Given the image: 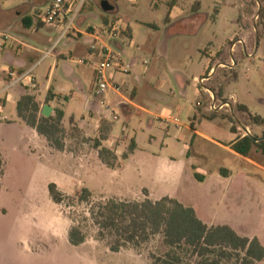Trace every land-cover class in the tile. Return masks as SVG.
<instances>
[{"label": "rangeland", "instance_id": "rangeland-1", "mask_svg": "<svg viewBox=\"0 0 264 264\" xmlns=\"http://www.w3.org/2000/svg\"><path fill=\"white\" fill-rule=\"evenodd\" d=\"M75 1L81 4V9L74 29L67 36L62 37L66 25L54 28L35 25L25 30L21 47L11 40L4 42V49H0V99H5V92L1 91L5 88L8 68L1 62L2 57L29 54L26 69L34 65L30 76L40 84L46 83L49 77L52 90L58 95V104L65 111L62 124L65 156L91 157L93 143L86 142L81 132L69 125L72 116L77 122L86 124L89 114L84 105L87 101H97L91 70L77 65V61L86 58L82 51L90 39L77 38L76 30L86 32L103 28L105 14L100 4L108 1L114 7V11L107 14L108 21L119 19L131 31L130 38L123 36L124 33L112 43L114 51L129 64L130 74L121 85L125 94L136 88L134 103L144 104L148 113L130 107L128 114L122 110L116 114L119 120L115 123V132H124L126 136L121 140L120 153L128 150L131 140L137 144L131 163L119 157L126 168L122 180L117 173L92 171L91 167L67 159L40 161L38 156H33L21 160L11 151L13 141L10 128H6L5 135L9 136L6 148L11 160L3 181L6 192L0 198V210H5L0 211V264H153L150 255H165L168 249L161 236L152 238L140 251L129 248L121 253L110 252L106 244L98 240L97 228L88 213L89 206L75 200L80 193L76 192L79 182L95 194L92 195L94 203L115 198L98 194H114L120 184L132 191L130 194L142 190L139 198L147 195L144 188L151 189L155 197H173L183 206L195 208L201 220L231 226L238 235L257 237L264 246V151L260 147L251 151L249 158L259 165L256 166L211 141L194 137L185 129L193 124L199 132L222 146H229L232 140L240 138L245 127L251 130L253 138H263L264 124H256L252 118H264V28L260 17L264 0H228V4L224 0L219 4L214 0H181L188 16L194 15L191 12L193 3L201 2L198 17L202 23L198 29L193 27V33L192 27L166 24L170 0ZM22 5L36 14L38 5L28 0H0V11L8 12ZM39 9L45 12V7ZM35 18L37 20V16ZM212 25L218 35L217 45H226L228 49L241 41L233 59L230 57L232 70L221 67L217 73L212 72V77L204 84L220 100L235 96L234 113L208 111L207 91L193 82L195 77L200 80L210 76L204 71L200 51L183 60L174 56L180 44L186 53L194 46H199V50L206 46L212 37ZM202 35L203 41H200ZM220 55V63L228 61L223 52ZM6 109L7 115L15 117L16 108L12 102ZM157 115L167 119L174 117L179 124L160 121ZM90 124L94 127L95 120ZM112 126L111 122L104 124L106 134ZM176 131L181 132L180 138L175 137ZM5 170L3 164L0 189ZM47 183L58 185L72 200H66L63 205L53 203ZM138 196L117 199L146 200H136ZM62 220L70 227L80 223L88 245L93 247L99 243L100 248L79 254L65 248L58 233ZM178 252L183 264H198L199 259L190 250ZM220 264L238 262L231 260ZM255 264H264V261Z\"/></svg>", "mask_w": 264, "mask_h": 264}, {"label": "crops", "instance_id": "crops-1", "mask_svg": "<svg viewBox=\"0 0 264 264\" xmlns=\"http://www.w3.org/2000/svg\"><path fill=\"white\" fill-rule=\"evenodd\" d=\"M219 1L220 0H214V3L219 4ZM181 2H182L181 0H170L169 9L167 12V17H166L165 22L168 26H171V27L176 26V25L183 26V27H192V30H190V31L193 33V32H195L193 27H195V29L197 27V29H198V27H200V25L202 23V21L198 17V15H199L198 13L202 8L201 2L196 1L193 3V5L191 6V12L194 13V15H189V16H188V13H186V11H185L187 9L186 6H183L181 4ZM224 2H225V4L226 3L228 4V0H224ZM34 3L36 5H38L37 9L39 7H41L42 5H44L43 0H35ZM35 17H36V14H34V12H31V8L24 6V5L16 6L15 8L11 9V11H8V12L7 11H0V39L2 40V42L0 41V49H4V47H5L4 42L8 41V40H11L15 43H18L21 47L23 44H21L20 41H23L22 38L26 35L25 30L31 29L35 25L36 26L42 25L39 22L38 18L36 20ZM212 27H213V25L210 28V30H211L210 32L212 35L211 40H208L206 42V46H203V48L201 50H199V46H194L193 50L190 53H186L183 51V49L181 47L182 44H180L177 47V50H176L175 55H174L177 59L183 60L187 56L192 57L194 55L195 51H200L202 56H203L202 61L205 63L204 71L206 72L207 75H210L211 77H212V75H211L212 72H210L211 69H212V71L214 70V73H217V71L221 67H225L229 70H232V68L234 67L233 63H232V59H233L234 53L236 52V49H235V52L232 54L230 52V48H228V49L225 48L226 45L225 46L219 45V43L217 45L218 35L214 32V29H212ZM92 31H93L92 29H90L86 32H81L79 30H76L77 38L87 37L90 39V43H91L92 39L87 34L91 33ZM123 36H127L130 38L131 31H130L129 27H127V34L125 33ZM123 36H121V37H123ZM203 36L204 35H202L201 39H199L200 41H203V39H202ZM214 41H216V44H214ZM89 44L82 51L83 52L82 54L85 55V57L87 55V50H88ZM116 45L119 46L118 43ZM221 52H223L224 56L228 58V61H226L225 63L219 62ZM28 58L30 59L29 54L22 55V57L21 56L18 57V55L16 57H12L10 54H6L2 57V61H1L4 65H7L8 68L6 69V73H5V76H6V79L4 82L5 88H3V90L1 91L2 93L5 92V99H0V155H1V158H2L3 163L5 165V169H6L5 174L3 176L2 183H1L0 198H2V196L6 192V189L3 186L4 185L3 181H4V178H5L6 173L8 171V164L10 163V160H11V158L8 156L9 153L7 152V148H6V146H7L6 141H7V138L9 137V136L5 135L6 128H10V132H11L10 135H11V139L13 141L12 142L13 147H12L11 151H12L13 155H15V156L17 155L21 160H28L33 156L34 157L38 156L37 158L40 159V161L44 160V159L52 160L53 158H56V159L60 158L61 160L67 159V160H70L72 162L75 161L76 164H78V165H81L84 167L85 166L91 167L89 169L92 171L95 169L96 171L101 172V173H104V172L106 173V171H111L112 173H117L118 176H120V178L122 180L124 177L123 173L125 172L126 168L123 166L121 161H128L131 163L130 160H131V157L134 156V153L137 149V144L134 140H131V142L127 148L128 150H126V152L120 153L119 150H120L121 145L123 144V141H121V140L126 139V136H125L124 132H121L119 134L115 132V123L117 121L111 122V123H113L112 129L110 130L109 134H104V136L106 137V140L101 142L102 147L111 151V153L114 156L113 167H108L99 158L98 150H96L94 148V145H93L94 149L92 150L93 154L91 155V157H83V156H80V154H77V156H79V157H77V156L74 157L72 155L70 157L69 156L67 157V156H65L63 151H56L53 147H51L49 145V143L47 142V140L43 136H40L39 134H37V132L34 129L27 126L25 124V122H23L18 117L17 111H16L15 117L12 114L10 116L6 114L7 113L6 107H7V104L9 102H12V104L15 105V108H16V104L19 101V99L22 96L28 94V95H33L36 97L37 102L41 106V111L45 105H48L49 107L52 108L51 115H54V109L62 110L64 113V119H63L62 124L65 123V117H66L65 111L58 104V95H57V93H55L52 90V86H51L49 77L46 78L47 82L43 83V84L38 83L35 78H32L30 76L29 79H25L23 82H19L17 84L12 85V83L16 81V77L22 76L31 70H32L31 74L34 72V65H32L26 69V65H27L26 61L28 60ZM129 74H130V72H128L127 74H115L113 76V80L115 82H117L119 84V86L121 87V94H122L121 99H123V101H124V105H122L121 107L115 108V114H117L119 110H122L124 113L128 114L130 107H135V108H137L143 112L148 113V110L145 108V106H143L144 104L143 105L142 104L137 105L134 103V101L137 99L136 88H133L129 94H125L126 92L124 93L125 90L121 84L123 83V79L128 77ZM197 80H198L197 77H195L194 81H193L196 86H197V83H196ZM162 84H163V82H162ZM195 88H196V94L199 95L200 91L197 90V87H195ZM48 93L50 95L51 100L48 104H46V98H47ZM212 93H213V91H212ZM152 97H154V95H152ZM108 101H109V104H111V105L114 104L116 102V96L110 95V97L108 98ZM146 102L148 103L149 101H146ZM84 109H85L86 113L89 114V117L87 119V123L81 124V123L76 121L74 116H72L69 119V125H71L70 120H72L73 125H71V126H75L77 128V130H79L81 132V138L85 139L86 142L89 141V144H90V142L93 143L95 139H99L101 132L103 131V128H105L104 124L108 123V122H99L98 113L100 111V106L98 103L87 101L84 105ZM156 118L160 121H164L165 123H174L177 126L179 124L178 123L179 121L177 119H175L174 117H170L167 119L163 116L157 115ZM259 118L264 119L262 117H259ZM94 120H95L96 124L94 127H92L90 123ZM118 120H119V118H118ZM97 126H98V128H97ZM185 129L192 132L194 137H201V138H204L208 141H211V142L215 143L216 145L227 149L232 154H234V156L242 158L243 160H246L247 162H249L253 165L259 166L253 160H251L249 158V156L248 157L241 156V155L235 153L231 149L232 145L238 139H242L241 137L238 139L232 140L230 142L229 146H222L219 143L210 139L207 135L199 132L193 126V124H191L190 127H185ZM167 132L169 135V133H170L169 129H167ZM175 137L180 138L181 132L176 131ZM131 145H134V147H135L133 152H129V147ZM124 154H128L126 159L123 158ZM182 155H184V152H182ZM80 157L83 159H80ZM119 157L122 159L121 161L119 160ZM136 165L139 166L138 163ZM79 183L80 184H79L76 192H78L82 188H84V183L83 182H79ZM49 184L50 183H47V187ZM144 189L147 190V195H145V198H139V196H138L139 194H141L142 190L141 191L138 190V191H135L134 194H130L132 191L126 190L125 188H123V186L121 184L119 185L118 188H116V192L114 194H106V192H102L98 195H105L108 197H115V198L127 199V200L134 199V196H138V198H136V200L149 199L151 201H159L164 197H168L170 199L176 200L175 198L170 197V196L155 197V195L151 189H148V188H144ZM91 193H92V195H95L93 192H91ZM131 195H133V196H131ZM177 202H179V201H177ZM193 209L199 218V214H198L197 210L195 208H193ZM0 211L5 212L4 209H1ZM201 221L209 227L210 226H217L216 224H213L211 222L208 223V222H205L203 220H201ZM70 228H71L70 224L63 221L62 227H61V229H59V232H58L59 236L61 238L62 244L65 248H68L69 250H72V251H76L77 254L84 253L87 250L96 251L97 249L100 248L99 243H98V245H93V247L89 246L87 240L85 241V243H83L80 246H72L68 240V233H69ZM119 253H121V252H119Z\"/></svg>", "mask_w": 264, "mask_h": 264}, {"label": "trees", "instance_id": "trees-1", "mask_svg": "<svg viewBox=\"0 0 264 264\" xmlns=\"http://www.w3.org/2000/svg\"><path fill=\"white\" fill-rule=\"evenodd\" d=\"M103 21L108 23L107 14ZM260 17L264 28V7ZM48 93L46 104L50 102ZM18 117L27 126L43 136L49 145L56 151H64V130L62 122L64 113L54 109V115L45 118L41 115V106L33 95L22 96L16 104ZM259 125L264 119L253 117ZM70 124L73 125L72 120ZM75 130V126H72ZM105 128L99 139L93 142L98 150L99 158L108 166L113 167L114 156L101 145L106 140ZM255 147L264 151V140L256 143L255 140L245 137L238 139L231 149L244 157H248ZM134 145L129 147L133 152ZM128 154H124L126 159ZM0 155V170L3 166ZM51 201L57 205L65 204L72 197L65 195L56 184L48 185ZM75 200L89 206V216L97 228L99 241L106 244L112 253H119L124 249L140 251L155 236L162 237L163 245L168 249L162 257L150 255L153 264H183L179 250H190L199 259L198 264H220L222 261L235 260L238 264H255L264 260V247L258 238H247L228 225L207 226L196 215L191 207H185L174 199L164 197L159 201L146 199L142 202H131L110 198L105 201L92 202V193L82 188ZM68 240L72 246H80L86 241V235L80 223L73 225L68 233ZM178 250V251H177Z\"/></svg>", "mask_w": 264, "mask_h": 264}, {"label": "built area", "instance_id": "built-area-1", "mask_svg": "<svg viewBox=\"0 0 264 264\" xmlns=\"http://www.w3.org/2000/svg\"><path fill=\"white\" fill-rule=\"evenodd\" d=\"M28 1L34 2L35 0ZM43 1L44 5L41 7H45V12L42 13L39 8L36 10V16L39 22L48 28L66 25L62 37L67 36L70 30L74 29V22L80 13L81 4L75 3V0ZM124 33H127V26L119 19H110L103 28L87 34L92 39V42L88 46L86 58L77 61L78 65L90 69L93 74L95 97L97 99L96 103L100 106V111L98 113L99 122L118 121L115 108L124 105V101L121 99V87L113 80V76L115 74H127L129 72V64L114 51L112 46L114 40L121 37ZM237 46H241L240 40L230 46V52L232 54L235 52ZM48 54L49 53H47V55ZM31 72L32 70L22 76L16 77V81L13 82L12 85L29 79ZM210 72L214 73V70L212 71L211 69ZM210 78L211 76H208L196 81L197 85L200 84L205 91H207L209 96L210 104L208 106V111L213 113L223 110L227 113H234V107L236 105L235 96L232 95L224 100L218 99L214 93L204 87V84L208 82ZM110 95L118 98L112 105L109 104L108 101ZM240 137L245 138L253 136L251 135V130L245 127L244 133Z\"/></svg>", "mask_w": 264, "mask_h": 264}, {"label": "water", "instance_id": "water-1", "mask_svg": "<svg viewBox=\"0 0 264 264\" xmlns=\"http://www.w3.org/2000/svg\"><path fill=\"white\" fill-rule=\"evenodd\" d=\"M100 8L102 10L103 13H111L114 11V7L108 2V1H102L101 4H100ZM51 113H52V108L49 107L48 105H45L43 108H42V111H41V115L45 118H49L51 116ZM252 138L253 140H255V142H259V141H262L264 139H255L253 137H250Z\"/></svg>", "mask_w": 264, "mask_h": 264}, {"label": "flooded vegetation", "instance_id": "flooded-vegetation-1", "mask_svg": "<svg viewBox=\"0 0 264 264\" xmlns=\"http://www.w3.org/2000/svg\"><path fill=\"white\" fill-rule=\"evenodd\" d=\"M262 137L264 138V136H262ZM263 138H262V139H263ZM256 139H259V138H256ZM260 142H261V141H259V142H257V143H260Z\"/></svg>", "mask_w": 264, "mask_h": 264}]
</instances>
